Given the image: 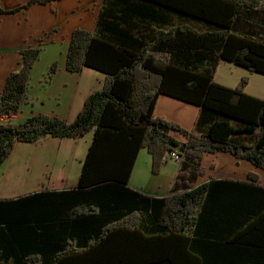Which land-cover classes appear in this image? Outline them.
<instances>
[{
  "label": "trees",
  "instance_id": "trees-1",
  "mask_svg": "<svg viewBox=\"0 0 264 264\" xmlns=\"http://www.w3.org/2000/svg\"><path fill=\"white\" fill-rule=\"evenodd\" d=\"M52 1L0 5V14ZM253 14L264 16V0H103L95 31L76 28L68 46L67 70L105 75L76 120L35 113L0 125V166L17 141L94 132L78 185L0 198V264H264L260 175L197 184L207 153L227 152L264 172V99L246 92L249 76L235 87L215 80L222 62L264 75V26ZM43 41L20 50L0 114L20 110ZM57 69L54 61L50 78ZM162 94L200 107L194 130L154 114ZM142 148L153 173L168 152L181 154L165 196L129 183Z\"/></svg>",
  "mask_w": 264,
  "mask_h": 264
},
{
  "label": "crops",
  "instance_id": "crops-1",
  "mask_svg": "<svg viewBox=\"0 0 264 264\" xmlns=\"http://www.w3.org/2000/svg\"><path fill=\"white\" fill-rule=\"evenodd\" d=\"M26 0H0L4 9L17 7ZM103 0H54L50 3H35L19 13L0 14V92L4 90L7 76L20 67V50L35 45L44 36L43 51L52 45H61L65 58L61 63L54 57L48 65L40 66L41 55L32 69L24 101L17 114L0 121L19 125L35 113L59 116L67 121H75L87 96L103 86L105 75L91 67L75 73L67 70V51L72 31L84 28L95 31L97 18ZM58 28L59 31H51ZM46 35V36H45ZM54 61L58 69L53 77L49 71ZM218 71L215 80L223 85L235 87L243 75L249 76L246 92L264 99V75L249 72L245 67L229 63L224 71ZM236 66L242 67L235 68ZM197 104L159 95L154 114L179 123L186 130H194L199 116ZM173 136L181 141L185 137L179 132ZM94 139V132L84 137L58 138L48 136L37 143L17 141L13 152L0 166V198L15 199L44 189L64 190L78 185L83 161ZM215 164L216 175L204 176L200 184L212 178L247 180L249 172H257L260 184L264 185V172L247 160L239 159L227 152L207 153L201 166ZM182 164L179 160H167L159 173L152 171V155L142 148L137 156L130 182L134 189L149 195H166ZM211 168L209 167V170ZM212 170V169H211ZM139 180V181H138ZM133 181V183H132ZM140 182V183H138Z\"/></svg>",
  "mask_w": 264,
  "mask_h": 264
},
{
  "label": "rangeland",
  "instance_id": "rangeland-1",
  "mask_svg": "<svg viewBox=\"0 0 264 264\" xmlns=\"http://www.w3.org/2000/svg\"><path fill=\"white\" fill-rule=\"evenodd\" d=\"M252 18H254V20H256L261 26H264V16H262V14H253ZM192 23L196 24L194 22H192ZM54 57H58L56 59H58L59 60L58 62H60V63H61L62 59L65 58L64 49H61V45H57L56 44V45H52V46L46 48V51L45 52L43 51V55H41V60L42 61H40V66L48 65L49 64L48 61H50L51 59H54ZM227 67H229V63L228 62H224L223 65L220 67V70L224 71L225 69H227ZM235 68H240L239 70L243 69L242 67H239V66L234 67V69ZM255 74L259 75L257 73H255ZM169 160H174V159H169ZM212 165H213L212 163L209 165V167L212 170L211 169L209 170L208 166H206V167L203 166L204 168H206V173H207V170H208V172L212 173V174L211 173H207L206 176L209 175V174H211L213 176L216 175V174H219L215 170V167H216L215 164L213 166ZM204 176H205V174L203 176H198L197 177V181H199V182L202 181ZM132 183H133V181H132ZM138 183H140V182H138ZM130 185H131V183H130Z\"/></svg>",
  "mask_w": 264,
  "mask_h": 264
},
{
  "label": "built area",
  "instance_id": "built-area-1",
  "mask_svg": "<svg viewBox=\"0 0 264 264\" xmlns=\"http://www.w3.org/2000/svg\"><path fill=\"white\" fill-rule=\"evenodd\" d=\"M7 118V115H2L0 114V121H2L3 119ZM167 159H174V160H180L181 154L178 151H173V152H168L167 153Z\"/></svg>",
  "mask_w": 264,
  "mask_h": 264
}]
</instances>
